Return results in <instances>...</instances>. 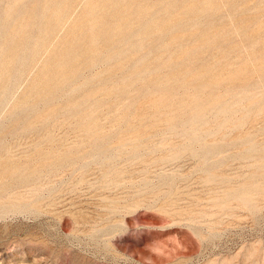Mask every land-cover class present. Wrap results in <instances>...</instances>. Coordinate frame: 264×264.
<instances>
[{
  "label": "rangeland",
  "instance_id": "obj_1",
  "mask_svg": "<svg viewBox=\"0 0 264 264\" xmlns=\"http://www.w3.org/2000/svg\"><path fill=\"white\" fill-rule=\"evenodd\" d=\"M52 1L0 0V264H264V0Z\"/></svg>",
  "mask_w": 264,
  "mask_h": 264
},
{
  "label": "bare ground",
  "instance_id": "obj_2",
  "mask_svg": "<svg viewBox=\"0 0 264 264\" xmlns=\"http://www.w3.org/2000/svg\"><path fill=\"white\" fill-rule=\"evenodd\" d=\"M11 1H12V0H11ZM51 1H52V0H51ZM34 2H35V1H34ZM52 2H53V1H52ZM16 3H17V2H16ZM48 3H49V1H46V4H48ZM32 4H33V3H32ZM44 5H45V4H44ZM49 5H51V4H49ZM52 5H53V3H52ZM9 6H10V4H9ZM17 6H18V5H17ZM46 6H47V5H46ZM12 7H13V6H12ZM50 7H52V6H50ZM16 8H17V7H16ZM18 8H19V7H18ZM19 9H20V8H19ZM19 9H18V10H19ZM12 10H13V9H12ZM43 10H45V9H43ZM14 11H15V10H14ZM19 11H21V10H19ZM57 11H58V10H57ZM9 12H10V11H9ZM11 12H12V11H11ZM11 12H10V13H11ZM46 13H47V12H46ZM58 13L60 14V12H58ZM14 14H16V11H15ZM18 14H20V13L18 12ZM53 14H54V13H53ZM56 14H57V12H56ZM44 15H45V14H44ZM61 18H62V17H61ZM58 20H59V19H58ZM58 20H56V21H58ZM60 22H61V21H60ZM56 23H57V22H56ZM98 35H99V34H98ZM92 39H93V38H92ZM97 39H98V38H97ZM97 39H95V40L97 41ZM109 40H110V39H109ZM96 41H94V42L92 41V43H95ZM92 43H91L92 46L89 44V45L91 46V47H89L90 49L93 47V44H92ZM96 45H97V44H96ZM0 48H1V47H0ZM94 50H95V49H94ZM92 52H93V51H92ZM60 82H61V81H60ZM63 82H64V81H63ZM61 83H62V82H61ZM58 84H59V83H58ZM33 88H34V87H33ZM35 89H36V88H35ZM35 89H34V90H35ZM34 90H33V91H34ZM6 92H7V91H6ZM3 93H4V92H3Z\"/></svg>",
  "mask_w": 264,
  "mask_h": 264
}]
</instances>
